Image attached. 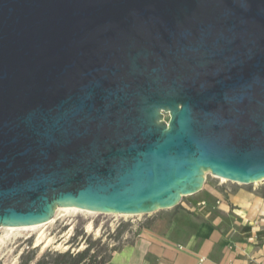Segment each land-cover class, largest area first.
I'll return each instance as SVG.
<instances>
[{
	"label": "water",
	"instance_id": "95a60500",
	"mask_svg": "<svg viewBox=\"0 0 264 264\" xmlns=\"http://www.w3.org/2000/svg\"><path fill=\"white\" fill-rule=\"evenodd\" d=\"M208 174L264 182V0H0V228L150 215Z\"/></svg>",
	"mask_w": 264,
	"mask_h": 264
},
{
	"label": "crops",
	"instance_id": "0c3cea01",
	"mask_svg": "<svg viewBox=\"0 0 264 264\" xmlns=\"http://www.w3.org/2000/svg\"><path fill=\"white\" fill-rule=\"evenodd\" d=\"M171 209L105 264H264V191L215 187Z\"/></svg>",
	"mask_w": 264,
	"mask_h": 264
},
{
	"label": "rangeland",
	"instance_id": "374dc122",
	"mask_svg": "<svg viewBox=\"0 0 264 264\" xmlns=\"http://www.w3.org/2000/svg\"><path fill=\"white\" fill-rule=\"evenodd\" d=\"M215 187H244L263 192L264 182L239 185L231 181H221L219 178L208 174L203 189L192 196H202L209 189ZM186 198L183 197L182 201ZM173 215L172 209L159 210L150 215L127 216L57 210L54 214V220L44 226L14 231H6L0 228V264H18L21 252L30 248L29 239L32 241V247L40 245L39 252L47 247L65 250L70 246L68 241L79 242L83 233L90 235L92 240L101 237L102 243L107 244L108 248L112 246L121 247L124 243L134 240L141 223L147 222L150 218L153 220L160 216L171 218ZM84 245L81 242L79 248H83Z\"/></svg>",
	"mask_w": 264,
	"mask_h": 264
},
{
	"label": "trees",
	"instance_id": "16d2710c",
	"mask_svg": "<svg viewBox=\"0 0 264 264\" xmlns=\"http://www.w3.org/2000/svg\"><path fill=\"white\" fill-rule=\"evenodd\" d=\"M68 242L70 246L65 250L47 247L39 252L40 245L32 247V241L29 239L30 248L21 252L18 264H105L111 253L119 248L115 246L108 248L107 244L102 243L101 237L92 240L90 235L84 233L79 242L74 243L71 240ZM81 242L85 244L83 248H79Z\"/></svg>",
	"mask_w": 264,
	"mask_h": 264
},
{
	"label": "bare ground",
	"instance_id": "6f19581e",
	"mask_svg": "<svg viewBox=\"0 0 264 264\" xmlns=\"http://www.w3.org/2000/svg\"><path fill=\"white\" fill-rule=\"evenodd\" d=\"M219 179L221 181H226L225 179H222V178H219ZM257 183H261V182H256V183H253V184H257ZM57 210H59V211L60 210H63V211H80V212H87V213H90V214L94 213V212L80 210V209L72 208V207H59ZM120 216H127V215H120ZM52 220H54V217L49 222H51ZM49 222H46V223H43V224H39V225H34V226H25V227H3V229L6 230V231L7 230H11V231H14V230H26V229H29V228H32V227L44 226L45 224H47Z\"/></svg>",
	"mask_w": 264,
	"mask_h": 264
},
{
	"label": "flooded vegetation",
	"instance_id": "af4514ba",
	"mask_svg": "<svg viewBox=\"0 0 264 264\" xmlns=\"http://www.w3.org/2000/svg\"><path fill=\"white\" fill-rule=\"evenodd\" d=\"M164 118H165V120H168V115L164 114Z\"/></svg>",
	"mask_w": 264,
	"mask_h": 264
},
{
	"label": "built area",
	"instance_id": "2783aa9c",
	"mask_svg": "<svg viewBox=\"0 0 264 264\" xmlns=\"http://www.w3.org/2000/svg\"><path fill=\"white\" fill-rule=\"evenodd\" d=\"M202 204H204V202H202Z\"/></svg>",
	"mask_w": 264,
	"mask_h": 264
}]
</instances>
